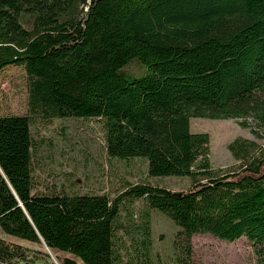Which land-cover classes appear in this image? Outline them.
<instances>
[{
	"label": "trees",
	"instance_id": "trees-1",
	"mask_svg": "<svg viewBox=\"0 0 264 264\" xmlns=\"http://www.w3.org/2000/svg\"><path fill=\"white\" fill-rule=\"evenodd\" d=\"M10 65L25 72L27 113L0 116V264L48 250L56 264H154L149 208L179 227L177 264H193L195 234L245 237L264 264V0H0V71ZM63 117L100 121L109 156L190 187L39 183L32 125ZM192 118L238 120L254 139L234 138L236 163L213 168Z\"/></svg>",
	"mask_w": 264,
	"mask_h": 264
},
{
	"label": "rangeland",
	"instance_id": "rangeland-1",
	"mask_svg": "<svg viewBox=\"0 0 264 264\" xmlns=\"http://www.w3.org/2000/svg\"><path fill=\"white\" fill-rule=\"evenodd\" d=\"M26 113L25 72L21 66H7L0 71V116ZM190 131L209 135V161L213 168H225L236 163L227 148L234 138L254 139L250 129L241 127L235 119L192 118ZM31 132L37 145L33 164L37 180L41 184H54L68 194H108L127 181L146 182L171 190H184L191 185L188 176L148 175L144 157L109 156L103 129L97 120L82 117L54 118L47 123L38 120L32 125ZM131 208L135 220L139 221L143 201L137 200ZM149 213L152 262L177 264L174 238L179 227L156 208H149ZM10 238L29 247L34 245L27 240ZM192 246L193 264H257V256L245 237L230 242L210 234H195ZM48 253L46 256L31 252L33 264H56L51 251ZM64 254L72 257L70 253Z\"/></svg>",
	"mask_w": 264,
	"mask_h": 264
}]
</instances>
